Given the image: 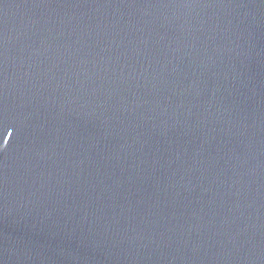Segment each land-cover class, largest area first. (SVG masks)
I'll return each mask as SVG.
<instances>
[{
    "label": "water",
    "instance_id": "obj_1",
    "mask_svg": "<svg viewBox=\"0 0 264 264\" xmlns=\"http://www.w3.org/2000/svg\"><path fill=\"white\" fill-rule=\"evenodd\" d=\"M0 264H264V0H0Z\"/></svg>",
    "mask_w": 264,
    "mask_h": 264
}]
</instances>
